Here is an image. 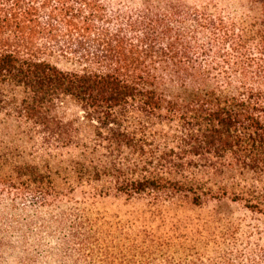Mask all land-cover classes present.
I'll use <instances>...</instances> for the list:
<instances>
[{
	"label": "trees",
	"instance_id": "1",
	"mask_svg": "<svg viewBox=\"0 0 264 264\" xmlns=\"http://www.w3.org/2000/svg\"><path fill=\"white\" fill-rule=\"evenodd\" d=\"M239 2L0 0V264H264V0Z\"/></svg>",
	"mask_w": 264,
	"mask_h": 264
},
{
	"label": "rangeland",
	"instance_id": "2",
	"mask_svg": "<svg viewBox=\"0 0 264 264\" xmlns=\"http://www.w3.org/2000/svg\"><path fill=\"white\" fill-rule=\"evenodd\" d=\"M124 2H130L132 0H122ZM240 0H212V3L217 5L220 9H224L227 11H234L237 9V7L240 6ZM59 116H65V117H72L78 115V109L69 102H64L61 104L60 111L58 112ZM143 206L142 202H126L124 199H117L114 200L112 198L104 199V200H98L95 209L98 212H106L110 215H119L123 216L127 214L128 212H132L133 210L141 209ZM38 214H41L42 216L46 215V212H40ZM198 214V213H197ZM34 212L30 208H25L23 212V217L16 216V220L21 219H28L32 220L34 219ZM4 230L8 232V238L11 241H17L18 235H11V231L8 229V227H3Z\"/></svg>",
	"mask_w": 264,
	"mask_h": 264
}]
</instances>
